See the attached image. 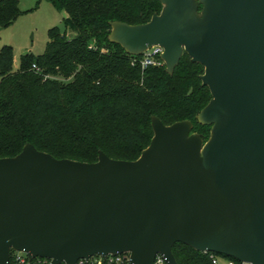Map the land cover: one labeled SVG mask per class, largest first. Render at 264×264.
Masks as SVG:
<instances>
[{
  "label": "water",
  "instance_id": "obj_1",
  "mask_svg": "<svg viewBox=\"0 0 264 264\" xmlns=\"http://www.w3.org/2000/svg\"><path fill=\"white\" fill-rule=\"evenodd\" d=\"M159 1L146 24L112 23L109 40L134 56L162 47L171 75L184 54L202 65L212 100L197 120L209 140L190 121L154 117L136 161L59 160L31 144L1 158L0 264L12 250L52 264H178L177 243L264 264V0Z\"/></svg>",
  "mask_w": 264,
  "mask_h": 264
},
{
  "label": "trees",
  "instance_id": "obj_2",
  "mask_svg": "<svg viewBox=\"0 0 264 264\" xmlns=\"http://www.w3.org/2000/svg\"><path fill=\"white\" fill-rule=\"evenodd\" d=\"M44 1L66 13L62 27L49 30L44 53L22 55L15 68L14 48L0 50V159L16 157L31 144L59 160L92 164L104 152L136 161L152 142L154 117L167 126L190 121L209 140L211 126L197 120L212 100L201 80L204 67L184 54L171 75L165 64L143 67V55L109 40L114 22H150L162 12L159 0ZM19 5L0 0V29L23 14ZM173 254L178 264H213L212 254L242 264L182 243Z\"/></svg>",
  "mask_w": 264,
  "mask_h": 264
},
{
  "label": "rangeland",
  "instance_id": "obj_3",
  "mask_svg": "<svg viewBox=\"0 0 264 264\" xmlns=\"http://www.w3.org/2000/svg\"><path fill=\"white\" fill-rule=\"evenodd\" d=\"M19 8L23 14L14 24L0 29V50L5 45L14 48L15 68L20 67L22 55L31 52L39 56L44 53L49 30L62 27L66 15L65 11L44 0H20ZM221 264L226 263L222 261Z\"/></svg>",
  "mask_w": 264,
  "mask_h": 264
},
{
  "label": "built area",
  "instance_id": "obj_4",
  "mask_svg": "<svg viewBox=\"0 0 264 264\" xmlns=\"http://www.w3.org/2000/svg\"><path fill=\"white\" fill-rule=\"evenodd\" d=\"M164 49L160 46H155L146 51L143 56L142 65L147 66H162L165 62L162 59V54ZM34 69H38L36 65L33 66ZM211 259L213 264H221L225 261L226 264H236L235 261H226L222 258L212 254ZM130 254H116L103 256H93L89 259H80L77 264H129ZM10 264H52L51 259L47 258H34L30 260L25 252L21 251H11L10 253ZM155 264H168L166 258L163 255H157ZM245 264V263H242Z\"/></svg>",
  "mask_w": 264,
  "mask_h": 264
},
{
  "label": "crops",
  "instance_id": "obj_5",
  "mask_svg": "<svg viewBox=\"0 0 264 264\" xmlns=\"http://www.w3.org/2000/svg\"><path fill=\"white\" fill-rule=\"evenodd\" d=\"M66 16V15H65Z\"/></svg>",
  "mask_w": 264,
  "mask_h": 264
}]
</instances>
